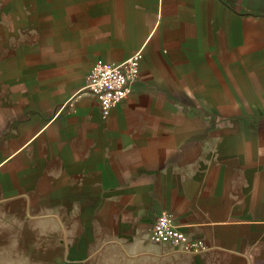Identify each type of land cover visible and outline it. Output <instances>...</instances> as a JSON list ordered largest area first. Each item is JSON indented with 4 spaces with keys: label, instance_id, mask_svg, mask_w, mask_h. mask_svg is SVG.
Segmentation results:
<instances>
[{
    "label": "crops",
    "instance_id": "0c3cea01",
    "mask_svg": "<svg viewBox=\"0 0 264 264\" xmlns=\"http://www.w3.org/2000/svg\"><path fill=\"white\" fill-rule=\"evenodd\" d=\"M136 53L104 115L88 70ZM0 220L62 264H264V0H0Z\"/></svg>",
    "mask_w": 264,
    "mask_h": 264
},
{
    "label": "built area",
    "instance_id": "2783aa9c",
    "mask_svg": "<svg viewBox=\"0 0 264 264\" xmlns=\"http://www.w3.org/2000/svg\"><path fill=\"white\" fill-rule=\"evenodd\" d=\"M138 61L136 53L119 64L95 62L88 70L80 92L89 93L99 104L102 113L107 115L130 93L139 77ZM149 238L188 253H201L206 248L202 241L190 238L176 223L173 214L166 211L156 216Z\"/></svg>",
    "mask_w": 264,
    "mask_h": 264
},
{
    "label": "rangeland",
    "instance_id": "374dc122",
    "mask_svg": "<svg viewBox=\"0 0 264 264\" xmlns=\"http://www.w3.org/2000/svg\"><path fill=\"white\" fill-rule=\"evenodd\" d=\"M7 222V223H6ZM9 224V221L0 220V224ZM38 228L20 229L0 227V264H62L60 258H43L41 238L36 235ZM20 235L21 237H18ZM50 255L56 256V245H50Z\"/></svg>",
    "mask_w": 264,
    "mask_h": 264
}]
</instances>
